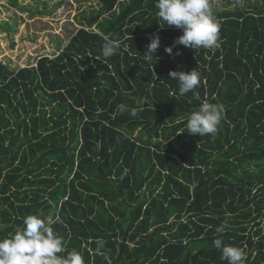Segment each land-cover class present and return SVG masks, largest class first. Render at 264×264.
<instances>
[{
  "label": "trees",
  "instance_id": "obj_1",
  "mask_svg": "<svg viewBox=\"0 0 264 264\" xmlns=\"http://www.w3.org/2000/svg\"><path fill=\"white\" fill-rule=\"evenodd\" d=\"M88 1L58 55L23 69L0 62V239L41 214L64 241L59 255L75 250L85 264H227L213 245L224 225L225 244L264 264L263 6L216 10L221 46L170 56L183 32L166 27L156 0ZM105 36L122 41L110 58ZM193 68L199 98L180 96L169 73ZM205 101L224 105L221 126L191 136L187 117Z\"/></svg>",
  "mask_w": 264,
  "mask_h": 264
},
{
  "label": "clouds",
  "instance_id": "obj_2",
  "mask_svg": "<svg viewBox=\"0 0 264 264\" xmlns=\"http://www.w3.org/2000/svg\"><path fill=\"white\" fill-rule=\"evenodd\" d=\"M155 7L158 9L156 15L166 27L181 29L183 32L173 46L165 48L170 56L173 55V47L180 45L194 51H215L221 46L220 29L211 0H156ZM104 41L102 55L105 58L112 57L121 48L122 41L119 39L105 36ZM149 41L144 54L150 59L157 57L155 54L161 46V37L158 33L152 34ZM181 54L177 51L175 56ZM169 76L171 80L179 82L180 96L191 92L199 98L196 90L201 83V76L195 68L190 72L173 70ZM143 103L150 102L145 100ZM118 109L121 113L130 112L133 117L137 115L136 108L129 109L125 104L118 105ZM224 113L225 107L222 103L202 102L188 115L186 133L199 137L215 136ZM224 231V225L217 227V237L213 240L214 247L221 251V259L226 260L227 264H246L247 255L242 248L224 243ZM103 246V241H98L97 251ZM65 251L63 239L46 223L42 215L31 214L24 217L23 226L9 238L0 239V264H85L82 255L75 250L67 255H59Z\"/></svg>",
  "mask_w": 264,
  "mask_h": 264
},
{
  "label": "rangeland",
  "instance_id": "obj_3",
  "mask_svg": "<svg viewBox=\"0 0 264 264\" xmlns=\"http://www.w3.org/2000/svg\"><path fill=\"white\" fill-rule=\"evenodd\" d=\"M20 5L39 10L35 15L31 11L21 12L8 5L7 0L0 1V25L8 23L13 31L8 32L0 27V62L12 69L36 66L40 56L55 57L69 42L73 34L79 30L76 18L84 8L79 10V3L86 0H18ZM259 1L264 8V0H251V4ZM213 11L244 10L246 0H211ZM97 0H89L87 5L94 7ZM33 10V11H36ZM93 10L87 11L89 16ZM261 224L260 220L256 221ZM251 223L250 230L256 229ZM264 230V219H262ZM246 246V247H245ZM243 250L249 252L245 245ZM193 247V245H191Z\"/></svg>",
  "mask_w": 264,
  "mask_h": 264
},
{
  "label": "crops",
  "instance_id": "obj_4",
  "mask_svg": "<svg viewBox=\"0 0 264 264\" xmlns=\"http://www.w3.org/2000/svg\"><path fill=\"white\" fill-rule=\"evenodd\" d=\"M221 11V10H220ZM222 11H224V10H222Z\"/></svg>",
  "mask_w": 264,
  "mask_h": 264
},
{
  "label": "built area",
  "instance_id": "obj_5",
  "mask_svg": "<svg viewBox=\"0 0 264 264\" xmlns=\"http://www.w3.org/2000/svg\"><path fill=\"white\" fill-rule=\"evenodd\" d=\"M246 247V246H245Z\"/></svg>",
  "mask_w": 264,
  "mask_h": 264
}]
</instances>
